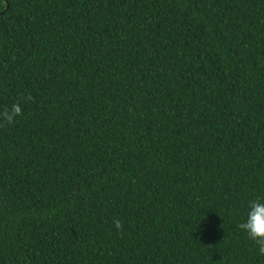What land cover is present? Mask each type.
<instances>
[{"label":"trees","instance_id":"trees-1","mask_svg":"<svg viewBox=\"0 0 264 264\" xmlns=\"http://www.w3.org/2000/svg\"><path fill=\"white\" fill-rule=\"evenodd\" d=\"M0 264H264V0H0ZM123 227L117 229L114 221Z\"/></svg>","mask_w":264,"mask_h":264},{"label":"clouds","instance_id":"clouds-1","mask_svg":"<svg viewBox=\"0 0 264 264\" xmlns=\"http://www.w3.org/2000/svg\"><path fill=\"white\" fill-rule=\"evenodd\" d=\"M32 99L31 95L21 97L10 107L0 110V127L13 124L18 117L23 115L22 102ZM114 223L117 229H122L123 225L120 220L117 219ZM238 228L255 243L258 253L264 255V197H257L248 202L247 218L238 224Z\"/></svg>","mask_w":264,"mask_h":264}]
</instances>
